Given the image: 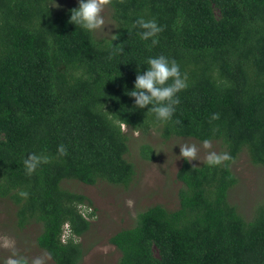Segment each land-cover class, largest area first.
Instances as JSON below:
<instances>
[{
    "label": "trees",
    "instance_id": "1",
    "mask_svg": "<svg viewBox=\"0 0 264 264\" xmlns=\"http://www.w3.org/2000/svg\"><path fill=\"white\" fill-rule=\"evenodd\" d=\"M108 5L115 39L96 38L71 23L77 2L55 10L52 0H0V195L17 205L19 225L40 222L37 244L55 264H78L84 253L79 237L90 227L82 206L91 201L61 182L127 186L136 170L126 157L122 125L142 133L153 128L165 139L216 140L231 159L209 165L183 158L178 206L151 205L132 226L113 233L117 264H264V199L250 219L228 199L240 152L264 166V0ZM140 15L162 26L154 46L133 27ZM158 54L187 74L165 123L127 94L146 58ZM139 152L154 156L148 143ZM28 153L49 159L28 174Z\"/></svg>",
    "mask_w": 264,
    "mask_h": 264
},
{
    "label": "rangeland",
    "instance_id": "2",
    "mask_svg": "<svg viewBox=\"0 0 264 264\" xmlns=\"http://www.w3.org/2000/svg\"><path fill=\"white\" fill-rule=\"evenodd\" d=\"M77 0H52L55 10L65 9ZM105 24L94 33L99 39L110 38L116 30V22L111 16V8L103 6ZM128 135L126 157L134 164L135 174L127 186L99 180L95 184H85L76 179H63L61 185L85 194L91 201L82 206L83 213L90 220L89 229L79 237L84 249L78 264H117L119 250L109 241V237L121 228L132 226L139 211L161 204L169 209L178 206V190L182 185L176 172L183 157L179 145L195 144L198 149L199 164L209 151L221 153L219 141L211 140L210 147L204 148L202 141L191 137L172 136L162 138L158 131L149 129L146 133L129 129L122 125ZM142 143L153 147V158H143L139 152ZM237 182L229 189L228 199L245 219L257 213L264 199V166L253 164L245 151L239 153L231 165ZM17 205L8 197L0 195V263L10 257H24L31 264L39 257L42 264H55L49 254L37 244L41 230L40 222L31 220L23 226L16 219ZM67 233V231H65Z\"/></svg>",
    "mask_w": 264,
    "mask_h": 264
},
{
    "label": "clouds",
    "instance_id": "3",
    "mask_svg": "<svg viewBox=\"0 0 264 264\" xmlns=\"http://www.w3.org/2000/svg\"><path fill=\"white\" fill-rule=\"evenodd\" d=\"M109 0H77V6L70 10V22L78 25L84 31L94 34L105 24V18L102 15L103 6ZM133 27L140 29L139 36L143 40H149L151 45L158 43V33L162 31V26L158 24L155 18H146L143 15L138 16L133 22ZM116 36L113 35V39ZM146 67L143 71H137L133 88L127 90V94L134 98V106L139 109L147 107V112L154 114L155 120L160 123L169 121L174 112L175 106L179 104L180 99L177 93L187 87V74L182 73L179 64L175 59L166 55L158 54L146 58ZM218 113L212 114V119H218ZM204 148H209L210 141H202ZM180 156L187 161L197 160L198 149L195 144L184 143L179 145ZM58 151L63 154L65 148L60 145ZM47 155L28 153L23 163L25 170L31 174L40 163L47 162ZM228 152L217 153L209 151L205 160L209 165H219L226 160H230ZM20 196L26 197L27 192L21 191ZM6 264H26L24 257H10ZM31 264H42L39 257L34 258Z\"/></svg>",
    "mask_w": 264,
    "mask_h": 264
}]
</instances>
